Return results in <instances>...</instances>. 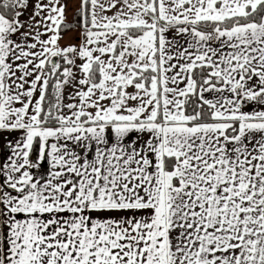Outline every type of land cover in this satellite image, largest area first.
<instances>
[{
    "label": "snow or ice",
    "instance_id": "snow-or-ice-1",
    "mask_svg": "<svg viewBox=\"0 0 264 264\" xmlns=\"http://www.w3.org/2000/svg\"><path fill=\"white\" fill-rule=\"evenodd\" d=\"M0 264H264V0H0Z\"/></svg>",
    "mask_w": 264,
    "mask_h": 264
},
{
    "label": "rangeland",
    "instance_id": "rangeland-1",
    "mask_svg": "<svg viewBox=\"0 0 264 264\" xmlns=\"http://www.w3.org/2000/svg\"><path fill=\"white\" fill-rule=\"evenodd\" d=\"M74 16H75V5L73 4V5H72V11H70V12L68 13L69 21L73 20ZM73 35H74V33H68V34H66V35H65V39H64L63 42H64V43H67V42L69 41V39H70Z\"/></svg>",
    "mask_w": 264,
    "mask_h": 264
},
{
    "label": "trees",
    "instance_id": "trees-1",
    "mask_svg": "<svg viewBox=\"0 0 264 264\" xmlns=\"http://www.w3.org/2000/svg\"><path fill=\"white\" fill-rule=\"evenodd\" d=\"M70 22H73V23H75V16H74L73 20H71Z\"/></svg>",
    "mask_w": 264,
    "mask_h": 264
}]
</instances>
